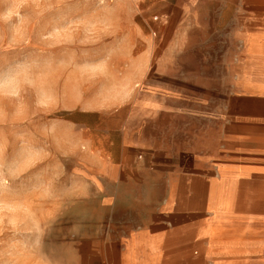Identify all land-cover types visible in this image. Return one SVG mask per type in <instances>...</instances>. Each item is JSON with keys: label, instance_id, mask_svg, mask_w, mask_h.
<instances>
[{"label": "rangeland", "instance_id": "obj_1", "mask_svg": "<svg viewBox=\"0 0 264 264\" xmlns=\"http://www.w3.org/2000/svg\"><path fill=\"white\" fill-rule=\"evenodd\" d=\"M168 4L0 0V264H111L137 185L264 264V18Z\"/></svg>", "mask_w": 264, "mask_h": 264}, {"label": "crops", "instance_id": "obj_2", "mask_svg": "<svg viewBox=\"0 0 264 264\" xmlns=\"http://www.w3.org/2000/svg\"><path fill=\"white\" fill-rule=\"evenodd\" d=\"M165 1L169 3V10L174 7L181 22L190 11L201 19L214 18L217 13L219 17L223 11L231 12L240 18L241 26L249 19L252 22L264 18V0ZM124 188L130 190L126 191L125 204L117 215L101 223L104 241L112 243L111 264H208L206 259L220 252L217 248L222 243L216 242V234L208 241L202 240L207 238L206 232H214L210 229L213 225L206 223L210 225L208 230L201 229L206 220L184 213L182 203L168 201L167 192L162 196L161 188L153 193L142 185ZM113 200L115 205L116 197ZM223 245L232 250L237 244L230 240Z\"/></svg>", "mask_w": 264, "mask_h": 264}, {"label": "built area", "instance_id": "obj_3", "mask_svg": "<svg viewBox=\"0 0 264 264\" xmlns=\"http://www.w3.org/2000/svg\"><path fill=\"white\" fill-rule=\"evenodd\" d=\"M153 21H154V22H158V21L160 22V20H159L158 17H154V18H153Z\"/></svg>", "mask_w": 264, "mask_h": 264}]
</instances>
